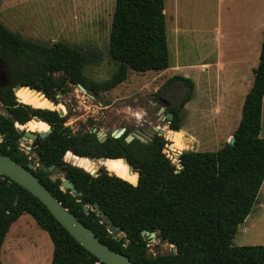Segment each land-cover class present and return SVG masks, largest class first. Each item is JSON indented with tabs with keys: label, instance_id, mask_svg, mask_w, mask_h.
<instances>
[{
	"label": "trees",
	"instance_id": "trees-1",
	"mask_svg": "<svg viewBox=\"0 0 264 264\" xmlns=\"http://www.w3.org/2000/svg\"><path fill=\"white\" fill-rule=\"evenodd\" d=\"M164 9V0H115L109 54L117 67L102 81L83 73L88 55L81 48L63 40L43 43L24 37L0 20V63L5 71L0 104L7 111L0 112V153L30 170L100 242L136 264H264V244H233L238 225L252 210L264 180V137L260 135L264 27L258 64L244 96L234 140L225 141L214 151H182L178 156L181 168L163 152L167 144L163 135L155 133L147 142L137 138L126 142L124 136L115 138L107 133L100 141L92 127L73 131L66 124L67 114L60 116L57 110L19 102L14 93L15 86H26L57 102L56 95L68 93L70 85L80 83L93 94H100L123 82L129 70L167 69L170 53ZM175 81L188 88L180 105L169 108L172 117L168 128L177 131L181 129L180 110L191 98L193 84L188 76L168 79ZM35 116L47 123L50 131L38 136L36 146L25 152L19 145L24 130L15 124ZM67 151L80 157L120 160L127 175L137 176L123 157L138 172L137 183L133 186L118 176L116 169L101 167L92 175L63 160ZM50 165L73 184L76 193L63 189L61 178H51L43 170ZM87 203L99 204L122 233L114 236L94 208L85 212L83 205ZM24 213L48 233L53 246L50 264H105L78 243L37 197L0 175V249L11 224ZM142 230L155 232L175 248L150 254V237H144Z\"/></svg>",
	"mask_w": 264,
	"mask_h": 264
},
{
	"label": "rangeland",
	"instance_id": "rangeland-1",
	"mask_svg": "<svg viewBox=\"0 0 264 264\" xmlns=\"http://www.w3.org/2000/svg\"><path fill=\"white\" fill-rule=\"evenodd\" d=\"M244 2L164 0L170 67L163 71L129 70L123 82L100 94L88 93L70 85L68 93H59L55 102L57 105L44 108H63L67 114L66 124L73 131L96 127L99 134H107L122 127L126 131L141 128L152 131L154 126L166 129L169 123L166 113L169 108L180 105L188 90L183 82H168V79L174 75L188 76L193 88L191 98L180 110L181 129L177 131L183 132L185 148L179 154L190 150L195 142L198 143L197 150H217L225 142L226 135L238 125L231 112L226 121L222 118L220 121L222 114L227 115L223 103L232 104L233 112L238 106L242 108L244 96L253 82V70L258 64L263 31L260 21L264 11L259 12L254 22L250 46L240 47L236 39H228V33L236 32V38L239 36L238 11ZM114 5L115 0H0V20L24 37L43 43L63 40L81 48L88 55L83 73L102 81L109 78L117 67V62L109 54ZM217 25L222 31L220 36L215 30ZM207 62L210 68L204 71L201 64ZM22 103L25 102L22 100ZM216 107L221 109L220 113H217ZM0 112L7 113L1 104ZM19 125L15 124L19 130L27 129ZM37 129L34 130L36 133L39 132ZM165 133L162 135L167 144L163 152L177 168V165L180 166L179 154L172 146L173 140ZM31 142V139H25L19 145L28 152ZM101 167L104 166L98 164L96 172ZM49 175L63 179L62 173L55 168ZM258 195L259 202L263 201L264 182ZM259 210L257 204L253 213ZM239 238L240 233L233 238V244H238ZM256 239L259 241L256 244H264V238ZM148 246L150 254L167 253L174 249L173 245L157 235L149 239ZM52 247L48 233L24 213L11 224L0 249V259L2 264H26V261H30L28 264H45L46 256H51Z\"/></svg>",
	"mask_w": 264,
	"mask_h": 264
},
{
	"label": "water",
	"instance_id": "water-1",
	"mask_svg": "<svg viewBox=\"0 0 264 264\" xmlns=\"http://www.w3.org/2000/svg\"><path fill=\"white\" fill-rule=\"evenodd\" d=\"M19 86H15L13 89L15 90ZM76 87H78L80 90L92 93V90H87L85 87H83L80 83L76 84ZM29 88V87H28ZM37 91V90H35ZM40 92L45 98H47L42 91ZM59 94L56 95L58 97ZM18 99V98H17ZM48 99V98H47ZM49 100V99H48ZM19 101V100H18ZM50 101V100H49ZM53 103V105H57L55 102L50 101ZM163 105V104H162ZM164 108H162L163 110ZM60 116H63L65 114L63 108L56 109ZM166 116L168 120L171 119L172 113L167 112ZM34 120H40L38 117H33ZM18 124V123H16ZM50 131V126L48 125V128L43 131L35 132L33 130H24L23 136L20 137V141L25 139H31L32 142L30 146H28V149L36 146L37 143V137H44L46 133ZM93 132H96L97 137L100 139V141L104 140L106 138V134H99L97 132L96 127H92ZM162 135L163 129L159 128L157 126H154L152 128V131L148 129H136L134 131H126L124 127L119 129H114L111 131L110 135L113 137H120L124 136V139L126 142L131 141L134 138H137L143 142H147L150 140V138L155 134ZM234 140V137L232 136L230 139V142ZM197 149L196 142L193 144L191 150L195 151ZM93 161L103 160V157L100 158H90L86 157ZM122 160L126 162L128 165V168L132 172L137 173L138 178V172L133 168L131 164H129L125 158L122 157ZM41 161H38L37 165L40 164ZM33 164L29 163L28 167H32ZM182 166L180 165V168ZM54 169V165H50L48 167H43L44 171L51 172ZM92 175H96V170L93 172H90ZM110 174H113L112 172H109ZM0 175L7 176L9 179L15 181L25 189H27L30 193H32L35 197H37L50 211V213L56 218V220L75 238V240L80 243L86 250H88L90 253L95 255L100 261L104 262L105 264H136L133 261H131L128 256L121 254L117 251H114L110 249L107 245L100 242L98 238L94 235L92 230L85 225H83L77 217L72 214L66 207H64L58 199H56L53 194L39 181V179L26 167L16 163L10 156L6 154L0 153ZM137 183V181H136ZM135 183V184H136ZM62 188H68L71 190L72 193H76V189L74 188L73 184L67 179H62ZM78 194H81V192H78ZM89 208H94L96 213L101 217V220L105 223H107L109 231L114 234V236H118L122 233V230L118 227H114V225L110 222V220L107 218L104 211L100 208L99 204L94 203L90 204L87 203L83 205V210L86 212ZM142 235L145 237V235H149V237H154L155 232L148 233L145 230H142ZM174 247V246H173ZM175 248V247H174Z\"/></svg>",
	"mask_w": 264,
	"mask_h": 264
},
{
	"label": "crops",
	"instance_id": "crops-1",
	"mask_svg": "<svg viewBox=\"0 0 264 264\" xmlns=\"http://www.w3.org/2000/svg\"><path fill=\"white\" fill-rule=\"evenodd\" d=\"M216 1L218 2L219 0H216ZM244 1L245 2L242 4L241 9L238 11V16H239L238 21H240L238 28H241L240 32H239V36L236 38V32H235V34H231V33L227 32L228 36H229L228 39H230V38L236 39L237 41H235V42H238V45H240V47L250 46V38L252 36V33L254 32V30H253L254 22L258 19L259 12L264 11V10H262V8H264V6H263L264 0H244ZM175 3L176 2H174V4ZM174 4H173V6H174ZM175 7H176V5H175ZM164 12H165V9H164ZM165 14H166V12H165ZM263 18H264V16H262V20L260 21V26L264 27ZM215 30L217 31L219 36L222 34V31L220 30L218 25L216 26ZM260 43H261V41H260ZM207 67L210 68L208 62L201 64L202 70L205 71ZM223 105H224L223 108L225 109L224 113L227 115L224 116L222 114V116L219 117V119L222 118L223 121H226L228 119L229 112H231L232 114H234V116H233L234 119L236 117V120H238V122H239L240 109L241 108L238 106L236 112H233L231 110L232 104H230L229 102H224ZM217 109H218L217 113H220L221 109L220 108H217ZM220 121H222V120L220 119ZM232 134H233V132L228 133L226 135L225 141H229L232 137ZM263 134H264V95L262 98V107H261L260 135L262 136ZM196 144H198V143H196ZM263 182H264V180H263ZM257 204L260 207V210L256 214H254L253 209H254L255 205H257ZM238 233H240V238H239L240 241L237 245L256 244L259 242L256 238H264V200L263 201L260 200V202H259V195L257 196V200H256L254 206L252 207V210L250 211V213L247 215L245 220L240 225H238V228H237V231H236L234 237ZM51 255H52V253H51ZM50 259H51V256H49V254H48L46 256V263L45 264H50ZM20 262L22 263L23 261H20ZM29 262L26 261L25 263L28 264Z\"/></svg>",
	"mask_w": 264,
	"mask_h": 264
},
{
	"label": "bare ground",
	"instance_id": "bare-ground-1",
	"mask_svg": "<svg viewBox=\"0 0 264 264\" xmlns=\"http://www.w3.org/2000/svg\"><path fill=\"white\" fill-rule=\"evenodd\" d=\"M17 91H18V95L19 96H17ZM14 92L16 93V97L18 98L19 101L22 102V100H23V102H25V103H31L30 104L31 106L42 107V108H44V107L53 108L55 106V105H53L52 102H50L47 98H45L40 92H37V91H35V90L31 89V88H28L26 86H19V87H17L14 90ZM44 124H46V128L45 129L43 128V129L39 130V131H43V130H46L48 128V124L43 122V121H41V120L30 119L26 123L21 124L19 126L25 127L28 130H33L34 131L37 128H39L40 125H44ZM164 131L166 132L165 133L166 136L169 137V138H171L172 134L178 132V131L171 130L169 128L164 129L163 132ZM180 141L184 145L183 148H185V143L183 141V136L180 137ZM64 159L69 161L70 163L76 165V166H79V167L83 168L84 170H86L88 172H93L96 169V167L98 166V164H102L105 167L106 170H109V171L113 170V169H109L107 167V165L104 163L106 160H114V159H111V158H104L103 160H98V161L95 162V161L90 160V159H88L86 157H80V156L72 154L70 151H67L64 154ZM82 160L83 161H87L88 164L91 167L90 168H86L85 165L81 163Z\"/></svg>",
	"mask_w": 264,
	"mask_h": 264
},
{
	"label": "clouds",
	"instance_id": "clouds-1",
	"mask_svg": "<svg viewBox=\"0 0 264 264\" xmlns=\"http://www.w3.org/2000/svg\"><path fill=\"white\" fill-rule=\"evenodd\" d=\"M39 127H43V125H40ZM182 135H183V132L181 131H178L171 135V139L173 140L172 146L177 154H179L180 150L184 147V145L180 141V137ZM81 163L84 164L86 168L91 167L87 161L82 160ZM104 163L107 165L109 169H116V174L118 176L123 177L124 179L130 181L133 184V186H135L137 176L135 174L127 175L125 172V165L122 164L120 160H106ZM177 168H179V165H177Z\"/></svg>",
	"mask_w": 264,
	"mask_h": 264
},
{
	"label": "flooded vegetation",
	"instance_id": "flooded-vegetation-1",
	"mask_svg": "<svg viewBox=\"0 0 264 264\" xmlns=\"http://www.w3.org/2000/svg\"><path fill=\"white\" fill-rule=\"evenodd\" d=\"M0 82H5V71L1 63H0ZM141 129H145V128H141Z\"/></svg>",
	"mask_w": 264,
	"mask_h": 264
},
{
	"label": "built area",
	"instance_id": "built-area-1",
	"mask_svg": "<svg viewBox=\"0 0 264 264\" xmlns=\"http://www.w3.org/2000/svg\"><path fill=\"white\" fill-rule=\"evenodd\" d=\"M179 168H180V166H179Z\"/></svg>",
	"mask_w": 264,
	"mask_h": 264
},
{
	"label": "snow or ice",
	"instance_id": "snow-or-ice-1",
	"mask_svg": "<svg viewBox=\"0 0 264 264\" xmlns=\"http://www.w3.org/2000/svg\"><path fill=\"white\" fill-rule=\"evenodd\" d=\"M43 127H44V125H43Z\"/></svg>",
	"mask_w": 264,
	"mask_h": 264
}]
</instances>
